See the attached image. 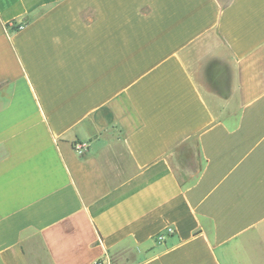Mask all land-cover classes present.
I'll return each mask as SVG.
<instances>
[{
	"label": "crops",
	"instance_id": "obj_1",
	"mask_svg": "<svg viewBox=\"0 0 264 264\" xmlns=\"http://www.w3.org/2000/svg\"><path fill=\"white\" fill-rule=\"evenodd\" d=\"M99 260L264 264V0H0V264Z\"/></svg>",
	"mask_w": 264,
	"mask_h": 264
},
{
	"label": "built area",
	"instance_id": "obj_2",
	"mask_svg": "<svg viewBox=\"0 0 264 264\" xmlns=\"http://www.w3.org/2000/svg\"><path fill=\"white\" fill-rule=\"evenodd\" d=\"M21 28H22L21 24H18V25L14 24V23L12 24V30L13 31H17V30H19ZM169 234H172V230L170 228H167L166 233L158 235L156 237V240H158L159 242H162L164 240L165 236L169 235ZM95 264H103V260L102 261L99 260V261L95 262Z\"/></svg>",
	"mask_w": 264,
	"mask_h": 264
}]
</instances>
